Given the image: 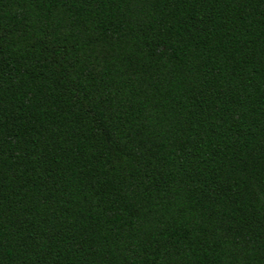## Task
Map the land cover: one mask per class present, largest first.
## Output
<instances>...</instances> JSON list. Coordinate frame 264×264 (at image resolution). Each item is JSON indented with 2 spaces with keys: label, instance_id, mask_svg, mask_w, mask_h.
<instances>
[{
  "label": "trees",
  "instance_id": "1",
  "mask_svg": "<svg viewBox=\"0 0 264 264\" xmlns=\"http://www.w3.org/2000/svg\"><path fill=\"white\" fill-rule=\"evenodd\" d=\"M0 264H264V0H0Z\"/></svg>",
  "mask_w": 264,
  "mask_h": 264
}]
</instances>
